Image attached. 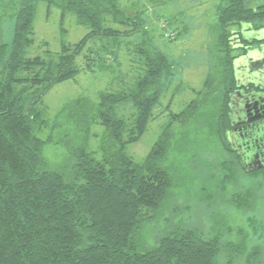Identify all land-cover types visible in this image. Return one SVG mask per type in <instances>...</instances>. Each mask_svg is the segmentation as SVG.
I'll use <instances>...</instances> for the list:
<instances>
[{
  "label": "trees",
  "instance_id": "1",
  "mask_svg": "<svg viewBox=\"0 0 264 264\" xmlns=\"http://www.w3.org/2000/svg\"><path fill=\"white\" fill-rule=\"evenodd\" d=\"M40 1L48 8L58 6L62 21L67 13L73 14L88 33L75 44L62 40L56 53L28 55ZM250 1L220 0L215 45L219 76L206 78L196 98L168 116L139 164L125 149L138 142L155 119L154 109L174 73L173 60L147 39L142 15H129L117 0H0V264H221L222 253L226 264L238 259L242 264H261V244L246 249V242L258 232L254 217L246 218L247 228L238 230L239 242L216 233L215 212L209 236L174 226L149 247L139 241L141 229L153 218L148 212L163 207L175 182L164 161L175 147L176 124L179 132L193 124L196 132L208 129L212 145L201 149L200 155L209 150L222 155L216 177L220 189L240 181L241 173L250 183L230 193V205L237 212L256 209L257 195L264 191V166L246 169L244 156L253 155L256 146L238 148L241 141L234 131L231 106L242 86L234 62L247 54L249 45L264 42L241 35L245 26L264 31V4L253 8ZM178 35L164 34L169 40ZM133 37L139 41H129ZM95 39L105 42L88 49L81 69L78 59ZM123 45L132 56L128 64L130 73L136 71L134 80L117 91L99 92L95 103L85 97L70 101L57 114L49 134L41 137L49 126L43 96L81 70L121 65ZM127 110L124 116L117 114ZM93 124L105 129L99 158L85 147ZM63 125L70 126L81 144L67 149L63 168H50L44 150L52 131ZM202 199L211 204L209 198Z\"/></svg>",
  "mask_w": 264,
  "mask_h": 264
},
{
  "label": "rangeland",
  "instance_id": "2",
  "mask_svg": "<svg viewBox=\"0 0 264 264\" xmlns=\"http://www.w3.org/2000/svg\"><path fill=\"white\" fill-rule=\"evenodd\" d=\"M117 2L129 15L135 13L142 15L148 31L147 39L174 62L173 78L154 109L155 119L149 124L141 139L127 145L125 149V152L140 164L157 140L163 125L168 121V116L180 112L194 100L196 92L202 89L206 78L213 79L217 74L219 76L217 59L219 54L215 45L218 35L217 8L220 0H117ZM261 4H264V0H251L249 5L254 8ZM164 24L166 29L163 28ZM33 27L34 44L28 50L30 56L44 55L45 51L56 53L62 40L68 44H75L89 31L88 27L78 24L71 13H67L62 21L59 7L52 5L48 8L44 1L37 3ZM61 28L65 29V33H62ZM171 32H178L179 35L174 40H169L164 34ZM256 34L264 35V31ZM129 41L136 43L139 37H133ZM104 42L99 39L88 42L78 59L81 69L82 56L87 54L89 48H97ZM131 42L129 44H132ZM123 46L119 50L121 65L114 64L110 69H99L96 66L93 71L81 70L74 79L56 84L43 96L41 106L45 109V119L49 121V126L41 137L45 138L49 134L57 114L70 101L85 97L95 103L98 101L99 92L117 91L123 84L129 85L134 80L136 71L130 73L131 67L128 64V59L132 56L128 53V48ZM263 51L264 46L260 45L251 50L247 57L251 58V53L256 56V52ZM128 112L129 110L119 111L117 114L124 116ZM195 127L193 124L179 132V126L175 125L178 129L175 134V147L164 161V166L170 170L175 182L163 207L159 211L148 212L153 218L141 229L140 244L149 247L174 226L198 229L205 236H209L212 234L211 217L214 212L218 221L215 224L218 227L216 233L239 242L238 230L246 229V218L254 217L258 232L246 242V249L252 244L260 243L263 264L264 191L260 194L258 192L254 213L237 212L232 208L230 193L246 188L250 179L240 173V181L230 185L228 190H221V183L216 177L220 176L218 162L222 155L210 150L209 153L200 155L202 152L200 150H207L212 141L208 129L202 128L204 132L199 130L196 132ZM104 133L103 126L93 124L86 140V150L94 152L96 158L100 157L99 147ZM80 144L81 138L76 136V133L73 134L69 125L55 128L52 131V141L44 150L50 168H63L68 160L67 149L78 147ZM201 157L202 160H199ZM202 197L209 198L211 204ZM219 260L221 264H226V255L222 253ZM234 264H242V260L238 259Z\"/></svg>",
  "mask_w": 264,
  "mask_h": 264
},
{
  "label": "flooded vegetation",
  "instance_id": "3",
  "mask_svg": "<svg viewBox=\"0 0 264 264\" xmlns=\"http://www.w3.org/2000/svg\"><path fill=\"white\" fill-rule=\"evenodd\" d=\"M256 33L248 30L246 26L241 28L243 38H264V35ZM260 45L264 46V42L249 45L247 54L244 53L245 55H240L241 57L236 59L239 66L238 82L242 85L232 101L234 131H238L241 141L240 144L237 143V146L248 150H254L256 146V152L253 155L244 156L246 165L255 164V156L264 165V51L256 52V56L251 53V57H256L254 61L248 60L249 57H247L251 50ZM250 85L253 88H250Z\"/></svg>",
  "mask_w": 264,
  "mask_h": 264
},
{
  "label": "water",
  "instance_id": "4",
  "mask_svg": "<svg viewBox=\"0 0 264 264\" xmlns=\"http://www.w3.org/2000/svg\"><path fill=\"white\" fill-rule=\"evenodd\" d=\"M256 57L255 56H253V57H251V58H249L248 60H253V59H255ZM254 61V60H253ZM238 62H234V72H235V76H236V78H237V81H238ZM233 101V100H232ZM231 101V106H232V108H233V102ZM255 159L257 160V157L255 156ZM254 159V160H255ZM255 160V164L254 163H250V164H245V167H246V169L249 171V170H252V169H260V168H262L264 165L262 164V162H260L259 160H257L256 161Z\"/></svg>",
  "mask_w": 264,
  "mask_h": 264
}]
</instances>
